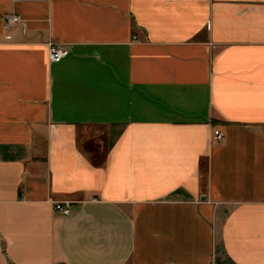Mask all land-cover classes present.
<instances>
[{"label": "crops", "instance_id": "1", "mask_svg": "<svg viewBox=\"0 0 264 264\" xmlns=\"http://www.w3.org/2000/svg\"><path fill=\"white\" fill-rule=\"evenodd\" d=\"M0 264H264V0H0Z\"/></svg>", "mask_w": 264, "mask_h": 264}, {"label": "built area", "instance_id": "2", "mask_svg": "<svg viewBox=\"0 0 264 264\" xmlns=\"http://www.w3.org/2000/svg\"><path fill=\"white\" fill-rule=\"evenodd\" d=\"M21 21H22L21 18L17 15L8 16L5 19L6 25L9 28L16 26L17 24L21 23ZM68 55H69V51L67 49L60 48V47L54 46V45L51 46L50 59L52 62H58L62 58H65ZM214 138L218 142H223L225 139V136L222 132L217 130L214 133ZM72 209H73V207H72V204H70V203H68V204H56L55 205V210L57 212L63 214V215H69L71 213Z\"/></svg>", "mask_w": 264, "mask_h": 264}]
</instances>
